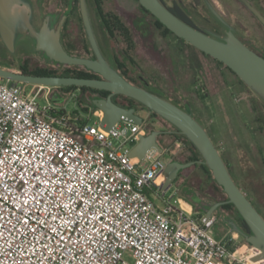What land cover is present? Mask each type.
I'll return each mask as SVG.
<instances>
[{"label":"built area","instance_id":"obj_1","mask_svg":"<svg viewBox=\"0 0 264 264\" xmlns=\"http://www.w3.org/2000/svg\"><path fill=\"white\" fill-rule=\"evenodd\" d=\"M50 89L0 77V264H264L232 234L216 237V215L166 195V149L129 156L155 129L150 112L108 132L77 109L40 106Z\"/></svg>","mask_w":264,"mask_h":264},{"label":"rangeland","instance_id":"obj_2","mask_svg":"<svg viewBox=\"0 0 264 264\" xmlns=\"http://www.w3.org/2000/svg\"><path fill=\"white\" fill-rule=\"evenodd\" d=\"M104 1L105 10L115 11L118 16L122 15L123 17V14H129L131 20L142 18L148 24L151 25L152 23L150 17L146 16L140 9L137 0ZM179 1L182 6L186 7L198 26L208 29L198 16V11L193 8L197 4L196 0ZM210 1L218 12L225 13L219 0ZM31 2L33 4L32 0ZM167 2L170 4L169 0ZM238 10L240 15L243 16L244 11L240 5H238ZM45 12L47 15V5ZM91 17L94 25L98 26V20L92 11ZM129 17L126 18L128 23ZM252 29L256 28L252 27ZM97 30V36L106 57L111 60V55L116 54L124 61L125 58L121 52L123 43L116 39L114 42L109 43L104 32L99 27ZM132 35L134 48L131 55L133 62L128 65L129 76L136 81H140V78H142L148 83L151 82L150 87L165 93L168 98L177 102L180 106H188L191 109L193 117L205 129L210 130L211 137L219 153L224 157L225 164H227L237 184L251 200L261 205L264 212V97L250 88H241L243 92H239L237 88L240 85L234 75L212 58L202 55L197 49L185 45L171 35L163 34L156 29H151L150 37L147 40L138 33L133 32ZM162 36L164 40L161 39ZM83 39L86 40V38ZM86 44L88 45V43ZM25 45L26 43H20L19 40L16 44L15 53L10 54L0 42V65L6 66V68L2 67L3 69L19 72V66L26 64L29 69H53L60 72L66 67V65L50 61L41 52L35 51L33 42L29 47L30 52L27 54L22 53L19 48L26 47ZM23 85L26 91L33 87L31 83ZM53 90L54 87H51L49 97L40 96L37 103L43 106L49 101L55 105H66L69 112L77 109L80 113L87 115L90 126L97 127L100 125V121L91 112L83 111L78 99H71L69 94L59 91L52 93ZM147 112L144 110L139 112L138 115L145 119ZM256 117H260L258 124H256ZM150 121L155 125L157 131H174L170 123L168 124L160 117L150 115ZM258 126L261 127L260 130H256ZM157 141L169 153V160L166 156L162 158L165 163L173 160L182 161L185 157L186 142L184 139L165 135L158 136ZM176 141H181L184 147H177L175 145ZM115 143H119V140H115ZM124 148H130V144L127 143ZM199 186L207 187H205L198 169H184L172 181L166 195L170 196L173 191L177 190L178 197L184 200L189 201L192 196L194 200L201 198L205 207L201 210L198 208V213L205 215L204 210L213 198L206 195V190L200 191ZM148 196L156 206H160L156 198L151 194H148ZM222 197V195L218 196L220 199ZM219 207L217 208L218 211L213 212L214 215H217V223L214 226L216 237L221 238L227 232L228 237L232 234L240 245H247L245 239L239 237L234 230L227 231L228 227L219 216L226 217V213H230V215L232 213L237 214L233 210H222Z\"/></svg>","mask_w":264,"mask_h":264},{"label":"water","instance_id":"obj_3","mask_svg":"<svg viewBox=\"0 0 264 264\" xmlns=\"http://www.w3.org/2000/svg\"><path fill=\"white\" fill-rule=\"evenodd\" d=\"M137 1L144 10L153 15L176 37L228 67L248 88L264 97V58L244 45L231 32L227 34L224 41H220L180 20L160 0ZM81 6L87 38L95 56L92 59L70 55L63 49L59 31L53 27L51 16L45 15L40 28L37 29L31 0H0V42L10 54H14L17 42L27 36L32 40L35 51L41 52L50 61L63 65L83 66L86 70L97 73L100 79L33 76L1 67L0 77L10 81L12 86L18 83L54 88L76 86L107 91L110 96L123 95L139 102L150 112L173 125L198 150L216 183L225 193L227 202L234 205L250 229V235H243L237 229L233 230L242 235L248 245L260 251L253 261L264 258V218L232 178L206 129L191 113L169 100L132 84L107 62L94 37L84 0H81ZM259 18L264 24V20L260 16ZM110 96L107 99L93 100V105L103 114L100 124L104 130L114 131V126L120 120L141 124L140 116L116 105ZM160 134V132H155L150 136L140 137L138 143L130 150L129 156L142 159L151 149L162 151L157 141ZM189 164L167 163L162 189H168L178 171ZM180 202L187 209L194 210L193 205L187 200L180 198ZM221 204L216 203L211 206L204 217L209 218Z\"/></svg>","mask_w":264,"mask_h":264},{"label":"flooded vegetation","instance_id":"obj_4","mask_svg":"<svg viewBox=\"0 0 264 264\" xmlns=\"http://www.w3.org/2000/svg\"><path fill=\"white\" fill-rule=\"evenodd\" d=\"M32 1L34 5L33 8H34L35 27L37 29L40 28L42 24V20L46 15L45 10L47 5V16L52 17L53 27L55 28V30L59 31L60 43L63 49L70 55L73 54L75 56L77 55L83 58H90V59L95 57L86 36L84 20L81 12V7H82L81 0H32ZM160 1L167 8L176 11H181L184 14H186L188 18H190L193 21V23L197 26V28L201 29L203 32L209 34L213 38L220 41H224L227 38V34L231 32L244 45H246L248 48H250L251 50H253L254 52H256L257 54L261 55L264 58V24L259 18L260 16L264 20V0H219L221 6L225 10L224 14L222 12L221 13L218 12L210 0H196L197 4H195L193 8L194 10L198 11L199 15L198 14L197 15L202 19L201 21L205 23L208 29H203L200 26H198L195 23L194 19H192V16L189 14L186 7L180 4L179 0H169L170 4H168L167 0H160ZM84 2L86 5V9L94 37L99 45L101 52L105 56L107 62H109L113 67H118V64L122 62L127 67L128 70L129 69L128 65L132 63L130 59L128 58L127 60L122 61L120 57L117 56V60H118L117 61L114 59L112 54L110 57L111 60H109L106 57L104 53V49L101 46L97 36L98 34L97 29L99 27V29L102 32H104V34L106 35L108 39L107 41L109 43L114 42L115 38L119 39V37L116 35L119 34L120 32L113 31V33L111 34L109 33L108 30L109 27L114 26L113 25L114 20L112 18V15L116 14L115 11L105 10L104 0H84ZM237 4L240 5L242 10L244 11L243 16L240 15ZM91 11L92 13L94 12L98 20V26H95L93 23V19L91 17ZM144 14L148 16L146 13ZM116 15L118 16V14ZM118 17L122 20V22L125 25L131 28V30L134 33H138V35H141L142 32L145 33L146 35L144 36V38L146 40L150 37L149 34L151 32V29H156L162 32V29H158L153 21L150 25L145 19L142 18L140 19L133 18V20H131L129 14H123V17L122 15L121 16L119 15ZM128 17H129V23L126 22V18ZM252 27L256 29L253 30ZM83 38H86V40ZM161 39L164 40L163 36ZM20 43H26L25 45L26 47L19 48L20 51L24 54L29 53L30 52L29 47L32 44V40L29 37L25 36L20 39ZM86 43H88V45ZM24 65L26 64H21V66ZM0 67L6 68V66H2V65H0ZM121 70L123 71L124 69L122 68ZM126 75L130 77L128 72L126 73ZM139 82L144 83L147 86L152 84L151 82L148 83L142 78H140ZM109 96L110 95L106 96L104 94L96 93L94 94V100L107 99ZM110 98L112 102H114L116 95H112L110 96ZM184 108H186V110H189V112L192 114V111L188 106H184ZM259 118L260 117H256L257 120L256 124H258ZM260 128L261 127L258 126L256 130H260ZM206 131L208 135L211 136L210 130L206 129ZM222 158L225 162L223 156ZM171 162L180 163V161L177 160H173ZM183 169L178 171L175 178L183 171ZM229 172L232 178L234 179V176L230 170ZM237 185L241 189L240 185L239 184ZM245 195L247 196V194ZM247 198L251 201L253 206L258 210V212L264 218V212L261 205L251 200L248 196ZM188 202L193 205L194 210L197 212H199L198 208L201 210L202 208L205 207L201 198L194 200L192 196ZM215 211L218 210L216 209ZM219 216H221V219L225 222L226 227H228L227 231H229L230 229L232 230L237 229L243 235L251 234V231L248 228V226H246L240 220V218L234 213H232L231 215L230 213H226V217H224L223 215H219ZM238 235L239 237H243L240 234Z\"/></svg>","mask_w":264,"mask_h":264},{"label":"trees","instance_id":"obj_5","mask_svg":"<svg viewBox=\"0 0 264 264\" xmlns=\"http://www.w3.org/2000/svg\"><path fill=\"white\" fill-rule=\"evenodd\" d=\"M140 9L146 13L150 19L154 22L155 26L158 29H162V33L163 34H168L171 35L173 38L181 41L182 43H184L185 45L193 48L191 45H189L188 43H186L183 39H180L178 37H176L172 32H170L165 26H163L153 15H151L149 12H147L146 10H144L140 5H139ZM169 9V8H168ZM175 16H177L180 20H182L183 22H185L186 24H188L189 26L203 32L201 29L197 28V26L193 23V21L188 18V16L186 14H184L181 11H176V10H172L169 9ZM113 18V25L112 27H109V33H113V31L115 32H120L119 34H117L116 36L119 37V39L116 40H120L123 43V48H122V54L125 58V60H127L128 58L130 59L131 62H133V58H132V50H133V31L131 30V28H129L127 25H125L122 20L116 15L113 14L112 15ZM205 33V32H203ZM206 34V33H205ZM146 34L145 33H141V36L144 38ZM208 36H210L209 34H207ZM212 37V36H211ZM200 52V51H199ZM202 55H205L204 53L200 52ZM73 55V54H71ZM75 56V55H73ZM77 56V55H76ZM117 56L118 55H114L113 57L115 60H117ZM207 56V55H205ZM261 56V55H260ZM81 57V56H78ZM209 57V56H207ZM262 57V56H261ZM211 58V57H209ZM124 60V61H125ZM214 60V59H212ZM118 61V60H117ZM216 63H218L219 65L223 66L228 72H230L232 75H234V77L237 79L239 85L237 90L239 92H243L242 89H246L248 88L238 77L237 75L232 72L228 67H226L225 65H223L222 63H220L217 60H214ZM126 80H128L129 82H131L134 85L140 86L150 92H152L153 94H156L157 96L164 98L166 100H169L170 102H172L173 104H175L176 106L184 109L185 111H187L188 113L189 110H186V108L180 106L177 102H174L173 100H171L170 98H168L165 93L155 90L152 87H150V85H146L144 83H140L139 81L134 80L132 77H128L126 75V73L128 72L127 67L121 62L120 64H118V67H114ZM124 69L123 71L121 69ZM20 72L26 75H33V76H59V77H75V78H95V79H100L101 77L94 72L88 71L86 70L83 66H76V65H66L65 68H63L62 71L58 72L56 70L53 69H42V68H33V69H29L26 65L24 66H19ZM242 88V89H241ZM54 91H59L65 94H70L72 92L75 91H79V95H78V101H79V105L82 107L83 111L88 110V107L91 108L92 110H97L98 108L95 107L93 105V100H94V94L99 93V94H104V95H110L109 92L107 91H100V90H96V89H92V88H88V87H76V86H68V87H59V88H54V90L52 91V93ZM51 94V93H50ZM115 104L119 105L122 108L127 109L130 113L136 114L138 115L139 112H141L142 110H146L148 112H150L146 107H144L142 104H140L139 102L123 96V95H116ZM256 110V109H255ZM151 115L155 116V117H159L158 115H156L155 113L150 112ZM139 116V115H138ZM169 124V123H168ZM170 126L173 128V132H164V131H157L155 129H149L147 132V136L152 135L155 132H160L161 134L159 136H165V135H171L174 137H180L182 139L185 140L186 142V155L183 158L182 161H180V163L182 164H187L190 163L187 167H185L184 169H198L200 176L202 177V180H204V184L205 187H201L199 186L200 191L202 190H206L207 194L210 197H212V202L209 204V206L207 208H205V212L204 214L211 208V206H213L216 203H222L221 206L219 207L222 210H227V211H231L233 210L238 217L240 218V220L246 225L245 221L243 220V218L240 216V214L238 213V211L236 210V208L234 207V205L228 203V199L225 195V193L223 192L222 188L216 183L212 172L210 171V169L205 165L202 156L200 155V153L198 152V150L195 148V146L185 137L183 136L177 128H175L173 125L170 124ZM211 138V136H210ZM212 139V138H211ZM214 145L216 146L214 140L212 139ZM217 148V146H216ZM218 149V148H217ZM227 165V164H226ZM183 169V170H184ZM229 169V168H228ZM219 195H222L223 197L220 199L218 198ZM247 197V196H246ZM263 217V216H262ZM247 226V225H246ZM245 241V240H244ZM246 242V241H245ZM247 244V243H246Z\"/></svg>","mask_w":264,"mask_h":264}]
</instances>
